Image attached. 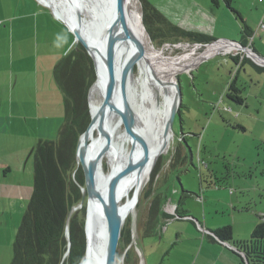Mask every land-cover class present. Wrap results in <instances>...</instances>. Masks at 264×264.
Returning <instances> with one entry per match:
<instances>
[{
	"label": "rangeland",
	"instance_id": "1",
	"mask_svg": "<svg viewBox=\"0 0 264 264\" xmlns=\"http://www.w3.org/2000/svg\"><path fill=\"white\" fill-rule=\"evenodd\" d=\"M146 1L157 8L171 27L178 28L173 21L199 18L191 14L192 9L186 0ZM190 1L198 2V8L203 7L204 0ZM81 4L84 3H80V7ZM46 9L52 14L49 8ZM128 9L140 22L142 18L143 23L140 0H131ZM213 9L217 10L216 5H213ZM58 22L70 31L61 21ZM148 28L156 37L153 41L145 28L148 42L155 49L161 50L165 56L196 57L197 63L175 73L181 89L182 105L173 126L174 136L170 132L163 142V154L150 173L138 201L136 198L135 207L134 203L126 212L123 211L127 215L124 226L130 225L133 236L131 244L119 250L121 253L117 264H147V258L152 259L153 249L161 245L167 250L171 242L175 246L171 251L167 250L164 263H184L191 259L190 246L194 244L191 239L200 224L213 230L231 226L235 238L249 240L261 218H264V75L255 72L250 65H246L247 71L244 69L238 73L234 61L219 52L203 59V54L216 44L208 48L196 47L157 22L149 24ZM214 38L217 41L223 39L219 35ZM60 39L63 40L61 36ZM72 47H75L74 35ZM138 71L135 68L136 74L140 73ZM42 76H46L43 82L46 81L48 86L54 83L61 94L58 93L55 98L58 101L61 99L65 122V97L54 78V72ZM19 82L34 83V79L20 75ZM234 82L242 90L244 104L240 105L227 96ZM135 94L138 93L133 89L132 97ZM46 115L53 116L54 112L50 109L41 111L42 118ZM139 121L144 124L140 117ZM32 125L35 129L34 121ZM122 131L125 132L124 126ZM127 148L132 150L131 143L127 144ZM120 152L122 157L119 159L123 160L122 148L117 151L118 155ZM100 166L104 174L110 173L107 159ZM157 168L158 173L150 182ZM147 171L148 166L137 182ZM137 182L121 201V208L134 199ZM172 200L179 207L182 218L168 210L173 205ZM154 203L155 214L151 218ZM5 253H10L8 264H11L13 248ZM158 253L161 256V252Z\"/></svg>",
	"mask_w": 264,
	"mask_h": 264
},
{
	"label": "crops",
	"instance_id": "2",
	"mask_svg": "<svg viewBox=\"0 0 264 264\" xmlns=\"http://www.w3.org/2000/svg\"><path fill=\"white\" fill-rule=\"evenodd\" d=\"M186 3L192 9L191 14L199 18L173 21L178 28L214 40L216 35L220 39L230 38L264 58V0H233L232 7L237 13L225 0H204L202 8H198L196 1L186 0ZM58 21L37 0H0V264H8L10 253L5 251L13 248L33 194L34 148L40 141L58 139L64 123L61 99L55 98L59 91L54 83L48 86L42 81L46 79L42 74L54 72L72 49L73 33ZM219 54L239 58L238 62L234 61L238 73L247 71L246 65L252 67L243 63L244 57L247 58L243 52L237 56ZM20 75L33 77L34 83L19 82ZM51 102L55 103L49 105ZM47 109L54 115L42 118L41 111ZM171 204L177 207L173 200ZM196 230L191 239L194 244L190 246L189 261L164 263L167 250L175 246L171 242L167 250L161 245L153 249L152 259L147 258V264H240L243 253L237 250L235 242L219 241L213 236L215 229L203 228L201 224Z\"/></svg>",
	"mask_w": 264,
	"mask_h": 264
},
{
	"label": "trees",
	"instance_id": "3",
	"mask_svg": "<svg viewBox=\"0 0 264 264\" xmlns=\"http://www.w3.org/2000/svg\"><path fill=\"white\" fill-rule=\"evenodd\" d=\"M140 2L143 24L153 41L156 37L148 28L153 22L167 27L192 45H209L217 41L202 34L171 27L150 3L146 0ZM225 2L236 12L232 7L233 0ZM230 58L235 62L239 60L232 56ZM243 63L251 64L256 71L264 74V67L255 65L248 58L244 57ZM54 78L65 97V122L56 141H40L34 148L33 194L15 238L11 264H84L88 251L87 199L70 220L69 213L73 207L80 205L82 189L85 187L84 173L77 160V147L91 122L89 92L98 78L94 61L81 44L72 47L56 65ZM235 84H231L227 96L240 105L244 104L242 90ZM157 173L158 168L152 173L150 182ZM154 214L155 203L151 208V218ZM175 214L182 218L179 207ZM132 236L130 225L124 226L118 255L124 245L128 247L131 244ZM213 236L224 243L235 242L237 250L243 253L240 264H264V218H261L249 240L235 241L231 226L216 229ZM128 255L129 251L125 255L126 262Z\"/></svg>",
	"mask_w": 264,
	"mask_h": 264
},
{
	"label": "bare ground",
	"instance_id": "4",
	"mask_svg": "<svg viewBox=\"0 0 264 264\" xmlns=\"http://www.w3.org/2000/svg\"><path fill=\"white\" fill-rule=\"evenodd\" d=\"M39 1L53 9L55 14L60 19H63L73 31L77 32L81 29V32L83 36H85L86 40H89L87 36L88 29L91 28V25L96 23V21H99V14L101 10H105L106 7L108 8V5V9L114 8L115 4V0ZM80 3H84L81 4L82 7H80L82 12L85 14L83 27L78 26L77 24L78 20L76 12L78 9L76 8V6H80ZM129 11L130 10L127 9V23L134 34L144 44L146 49V53L143 58H141L135 65V68H138L140 73L136 74V72L134 71L133 76L128 82V91L129 101L131 103V108L136 120L134 131L137 135L141 136L148 145L149 162L147 164L148 171L146 172L145 176H142L143 178L138 182L137 180L144 173L147 166L142 170L136 171L122 179L118 190L120 206L121 201L126 197V195L131 191V189L137 182L135 197H133L134 199H132L130 203L123 206L122 209L124 212L128 210L130 205L135 203L137 196H139V194L141 193L146 184V181L149 178L150 173L153 171L157 160L160 158L161 154H163L162 152L164 146L162 144L165 140H167L166 138L168 136L165 133L168 117L172 105L175 101H177L176 85L178 81L175 79V73L182 68L191 67L195 62L197 63L196 57H174L172 55L165 56L161 50L155 49V47L153 45H150L148 42L147 33L143 26L142 18L140 22V20ZM109 15H111V13ZM116 29L119 30L120 34H122L120 32V23L116 25ZM94 41V43L89 44V47L96 58L99 75L90 91L89 104L91 106L92 112H95L97 107L99 106L106 81V58L103 46L101 44L102 41H100L98 44H96V39H94ZM122 43L123 44L121 46L120 55L123 56L124 59H126L129 55L135 52V48L133 45L128 44L127 42L122 41ZM215 44L216 46L203 54V59H206L218 52H229L233 49H237L224 43ZM133 89H135L138 93L135 94L134 97H132ZM139 117L142 118L144 124H141L142 122L140 123ZM143 118H145V120ZM147 121H149L150 123H148ZM108 124L113 135V146L109 153L102 160H108L111 168L110 173L104 174L101 166L99 167V178L100 183L103 187H105L111 176H113L116 172L122 170L127 164L129 154L131 152V150L127 148L128 143H131L132 147L134 145L133 158L135 161L138 162L143 155L141 145L139 143L132 142V138H130L128 135H126L125 132L122 131V124L119 117H117L116 115L109 116ZM91 134L92 143L89 147V155L94 156L99 151L104 141L98 136L96 129L92 130ZM121 148L123 149V160L119 159V157H122V153L120 152L119 155L117 153V151H119ZM97 207L98 205L91 203L90 213L97 214ZM104 225V219L102 218V216H100L99 228H97V231H95L92 225L88 226L89 245L87 249L88 251L86 252L87 254L84 260V264H103L106 245L105 231L103 229L105 228Z\"/></svg>",
	"mask_w": 264,
	"mask_h": 264
},
{
	"label": "water",
	"instance_id": "5",
	"mask_svg": "<svg viewBox=\"0 0 264 264\" xmlns=\"http://www.w3.org/2000/svg\"><path fill=\"white\" fill-rule=\"evenodd\" d=\"M130 1L131 0H115L114 8L108 9V5V8H105L106 11L101 10L99 14V21H96V23L92 24L91 28L88 29L87 36L89 40L85 39V36H83L81 29L77 32L73 31L63 19H60L55 14L53 9L39 1V3L44 5L46 8H49L55 18L61 21L73 33L75 47H78L81 44L87 50L88 54L94 61L97 77L98 66L96 58L90 50L89 44L94 43V39H96V44L102 41L101 44L105 53L106 81L104 92L100 99L99 106L97 107L95 112H92L91 106L89 104L91 122L87 130L80 137L77 147V160L78 164L82 167L84 173L85 187L82 189V200L80 205L77 207H73L69 213L70 220L72 214L78 209H81L87 199V249L89 245L88 226L92 225L95 231H97V228H99L100 216H102L105 224V228L103 229L105 231L106 237L105 258L103 264H117L118 247L120 243L121 232L125 224V218L127 217L126 214L124 215V212L120 206V199L118 195L119 185L123 178L136 171L142 170L144 167L147 166L149 162L148 145L146 141L141 136L137 135L134 131L136 120L133 110L131 108V103L129 101L128 82L134 74L136 63L141 58H143L146 53L144 44L134 34V32L131 30L127 23L126 13ZM76 8L78 9L76 12L78 20L77 24L78 26L83 27L85 17L83 16L80 6H76ZM110 13L111 15H109ZM119 23L121 26L120 32L122 34H120L119 30L116 29V25ZM222 40L238 45L239 50L247 54V56L250 52H252L254 56L256 55L261 59L263 63L262 65L264 66V58L257 55L254 51H250L251 49L248 50L246 46L235 41L227 39ZM122 41L133 45L135 48V52L129 55L126 59H124V57L120 55L121 46L123 44ZM210 45L201 46L207 48ZM176 88L177 101H175L172 105L168 117L165 129L166 135H168L170 131L173 134V126L175 123V119L179 113L182 104V95L179 83H177ZM111 115H116L117 117H119L122 126H124L126 135L132 138V142H136L141 145L143 155L138 162L135 161L133 158V145L125 167L122 170L116 172L113 176H111L108 182L106 183L105 187H103L100 183L99 167L101 161L109 153L113 146V135L110 131L108 124L109 116ZM94 129H96L98 136L103 139L104 142L99 151L94 156H90L89 147L92 143L91 132ZM91 203L98 205L96 210L97 214L90 213ZM135 205L136 203L133 207H135Z\"/></svg>",
	"mask_w": 264,
	"mask_h": 264
},
{
	"label": "built area",
	"instance_id": "6",
	"mask_svg": "<svg viewBox=\"0 0 264 264\" xmlns=\"http://www.w3.org/2000/svg\"><path fill=\"white\" fill-rule=\"evenodd\" d=\"M260 1H263V0H260ZM262 29H264V23L262 24ZM215 43H224V44H228L229 46H233V47L237 48V49H233V50H231V51H229V52L223 51V52H220V53H224V54H228V55L237 56V55H239V53L241 52V51L239 50V46H238V45H236V44H232V43L227 42V41H225V40H219V41L213 42V44H215ZM213 44H212V45H213ZM209 45H210V44H209ZM195 46H196V47H202L201 44H197V45H195ZM247 49L250 50V48H247ZM250 51H252V50H250ZM246 55H247V54H246ZM248 57H249V58H252V60L255 61V63H257V64H259V65H262V64H263L262 61H261V59H260L258 56H256V55L254 56V55L252 54V52L249 53ZM229 110H231V109H229ZM170 207H171V205L168 207V209H169ZM170 209H172V212L175 213V211H176V207H175V208L171 207Z\"/></svg>",
	"mask_w": 264,
	"mask_h": 264
},
{
	"label": "flooded vegetation",
	"instance_id": "7",
	"mask_svg": "<svg viewBox=\"0 0 264 264\" xmlns=\"http://www.w3.org/2000/svg\"><path fill=\"white\" fill-rule=\"evenodd\" d=\"M176 209H177V207H176Z\"/></svg>",
	"mask_w": 264,
	"mask_h": 264
}]
</instances>
